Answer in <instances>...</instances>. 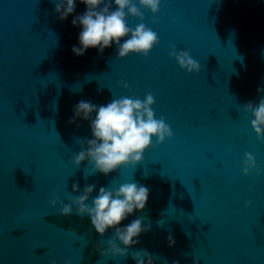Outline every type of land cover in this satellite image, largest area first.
<instances>
[{"label": "water", "instance_id": "95a60500", "mask_svg": "<svg viewBox=\"0 0 264 264\" xmlns=\"http://www.w3.org/2000/svg\"><path fill=\"white\" fill-rule=\"evenodd\" d=\"M142 11L143 21L128 23L157 33L148 57L121 60L115 45L77 57L80 29L72 17L59 21L55 0H0V264H135L140 249L155 264H264V140L244 111L264 87V0H163L155 17ZM173 45L199 74L180 68ZM149 93L172 139L109 176L71 163L91 138L89 122L69 123L75 104ZM245 154L258 165L248 176ZM128 182L146 186L149 199L124 223L142 216L149 231L127 258L100 255L111 230L101 237L89 217L51 206L54 195L70 203L75 183L98 194Z\"/></svg>", "mask_w": 264, "mask_h": 264}, {"label": "clouds", "instance_id": "9594fccd", "mask_svg": "<svg viewBox=\"0 0 264 264\" xmlns=\"http://www.w3.org/2000/svg\"><path fill=\"white\" fill-rule=\"evenodd\" d=\"M163 0H55V14L60 22L72 17V25L80 29L78 44L72 52L83 57L90 49L103 55L105 50L115 45L116 56L123 60L130 55L148 57L160 43L155 31L143 22L135 28L129 26V17L144 20L148 10L153 17L161 11ZM83 4L85 11L77 14V5ZM172 58L180 68L189 74L201 72L200 63L190 52L178 50L173 45ZM128 88L127 84L123 85ZM261 95L259 102L250 101L244 105V111L252 117V128L257 137L264 140V87H258ZM154 96L149 93L143 100L133 96L112 99L104 105L80 100L73 106L70 124L79 126V121L89 122L91 138L81 143L82 150L72 157L71 163L80 168L85 162L91 167L87 171L109 176L121 169L135 168L144 160L145 152L153 147L154 141L163 145L174 137L171 127L163 117L156 118ZM244 175L258 171L256 160L251 154H245ZM70 203H64L59 195L51 199V206L65 217L75 210L81 218H90L91 225L101 237L110 230L112 237L107 248H100L104 258H127L130 251L140 244V236L149 231L144 218L137 217L124 223L130 216L146 209L149 189L135 182L120 184L118 188L101 186L96 194L94 184H86L81 190L79 183L73 184ZM250 207V205H248ZM168 246L175 247L176 241L168 236ZM135 264H155V258L147 249L132 253ZM53 264H56L53 261ZM66 264H71L67 261ZM173 264H179L174 261ZM198 264V260L194 261Z\"/></svg>", "mask_w": 264, "mask_h": 264}, {"label": "snow or ice", "instance_id": "6c2138e0", "mask_svg": "<svg viewBox=\"0 0 264 264\" xmlns=\"http://www.w3.org/2000/svg\"><path fill=\"white\" fill-rule=\"evenodd\" d=\"M153 22L155 23V20Z\"/></svg>", "mask_w": 264, "mask_h": 264}]
</instances>
